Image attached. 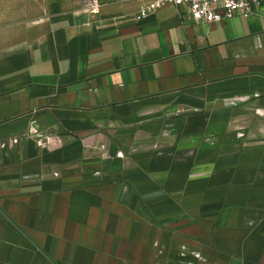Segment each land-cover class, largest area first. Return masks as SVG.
<instances>
[{"label":"crops","instance_id":"obj_1","mask_svg":"<svg viewBox=\"0 0 264 264\" xmlns=\"http://www.w3.org/2000/svg\"><path fill=\"white\" fill-rule=\"evenodd\" d=\"M7 1L0 264H264V0Z\"/></svg>","mask_w":264,"mask_h":264},{"label":"built area","instance_id":"obj_2","mask_svg":"<svg viewBox=\"0 0 264 264\" xmlns=\"http://www.w3.org/2000/svg\"><path fill=\"white\" fill-rule=\"evenodd\" d=\"M139 2L138 19H145L163 7L183 9L186 18L195 24H212L236 15L247 17L256 0H131Z\"/></svg>","mask_w":264,"mask_h":264},{"label":"rangeland","instance_id":"obj_3","mask_svg":"<svg viewBox=\"0 0 264 264\" xmlns=\"http://www.w3.org/2000/svg\"><path fill=\"white\" fill-rule=\"evenodd\" d=\"M24 1V0H23ZM7 6H12L11 0L6 2ZM22 6L25 7L28 10H31L33 12H31L30 14L28 13V15H23L24 18H35L36 16L39 15V13H41V8L39 6H37V4L35 6H31L30 2L28 4V1L26 0L25 2L22 3Z\"/></svg>","mask_w":264,"mask_h":264}]
</instances>
